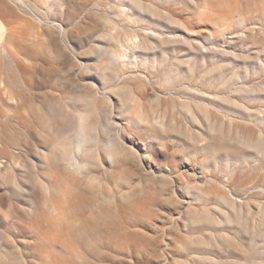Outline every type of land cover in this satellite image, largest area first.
I'll use <instances>...</instances> for the list:
<instances>
[{
	"label": "rangeland",
	"instance_id": "1",
	"mask_svg": "<svg viewBox=\"0 0 264 264\" xmlns=\"http://www.w3.org/2000/svg\"><path fill=\"white\" fill-rule=\"evenodd\" d=\"M0 18V264H264V0Z\"/></svg>",
	"mask_w": 264,
	"mask_h": 264
},
{
	"label": "bare ground",
	"instance_id": "2",
	"mask_svg": "<svg viewBox=\"0 0 264 264\" xmlns=\"http://www.w3.org/2000/svg\"><path fill=\"white\" fill-rule=\"evenodd\" d=\"M7 32H8V28H7V26L4 24V22L0 18V45H2L4 43V41H5L6 37H7ZM86 120H87V116L83 115L82 120H81V122L79 124V127H80L82 133L80 134L78 143L76 144V148L77 149H81V147L83 145V142H84V139H85V134H84L83 130H84V127H85ZM102 217H104V215Z\"/></svg>",
	"mask_w": 264,
	"mask_h": 264
}]
</instances>
